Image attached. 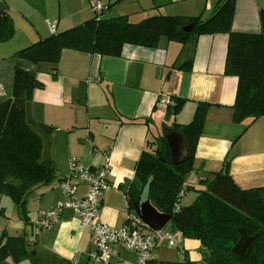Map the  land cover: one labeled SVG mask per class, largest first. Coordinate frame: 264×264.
I'll return each instance as SVG.
<instances>
[{"label":"crops","instance_id":"obj_1","mask_svg":"<svg viewBox=\"0 0 264 264\" xmlns=\"http://www.w3.org/2000/svg\"><path fill=\"white\" fill-rule=\"evenodd\" d=\"M94 1L0 0V10L9 14L14 28L10 39L0 41V99L10 94L6 88L15 61L34 69L42 86L32 90L27 114L52 128L44 134V156L52 161L55 178L34 190L37 210L28 212L30 225L23 223L22 228L34 254L32 261L19 264H98L89 257L95 248L91 228L82 226L72 210L63 209L48 229L33 227L41 211L66 198L59 182L70 172V159L90 169L108 165L111 186L101 196L98 220L122 227L127 224L126 191L135 181L141 152L167 129L187 128L197 115L202 117L201 133L183 187L202 188L201 180L223 168L225 160L236 186H264V115L233 119L238 77L225 70L226 32L201 33L184 45L164 36L154 47L124 44L118 56L63 48L55 69L49 62L34 65L13 58L17 50L48 36L50 25L59 32L95 16H126L132 22L159 14L207 19L217 0H100L103 10L94 9ZM262 8L264 0H235L231 28L260 32ZM162 95L183 100L175 113L157 104ZM86 188V183L78 184L77 195ZM183 191L180 204L186 206L197 193ZM175 233L182 247L170 254L171 261L185 256L196 261L199 241ZM164 247L154 248L150 260H166L161 258ZM114 250L113 264H137L133 251L119 245Z\"/></svg>","mask_w":264,"mask_h":264},{"label":"trees","instance_id":"obj_2","mask_svg":"<svg viewBox=\"0 0 264 264\" xmlns=\"http://www.w3.org/2000/svg\"><path fill=\"white\" fill-rule=\"evenodd\" d=\"M234 1L217 0L213 14L207 19L159 14L132 22L126 16H95L68 29L53 31L12 56L34 65L49 62L55 69L63 48L118 56L124 44L154 47L164 36L184 45L201 33L226 32L225 70L238 77L232 105L233 119H255L264 115V8L259 10L260 32L234 31L231 28ZM189 24H192L191 30L184 31L183 27ZM13 34L11 17L0 10V41L10 39ZM41 86L34 69H27L15 61L10 94L0 99V195L12 200L25 224L29 222L28 195L49 186L55 178L53 163L44 156V134L52 128L26 116L32 90ZM172 99L174 103L166 109L175 113L183 100ZM201 118L197 115L185 129L170 128L184 135L190 154L185 162L171 163L164 134L149 142V149L141 152L135 165V181L126 191L127 222L137 218L132 203L148 180L151 203L160 212L171 214L172 230L199 241L209 264H264V186L239 188L232 181L228 172L229 161L225 160L223 168L201 180L202 188L183 187L201 133ZM7 177L17 182L9 183L5 180ZM183 188L197 193L195 200L186 206L180 204L179 193ZM240 228L249 236L256 235L247 256L232 251L241 236ZM29 245L26 234H6L0 238V264H7L8 258L11 264L29 259L34 254ZM146 264L196 262L185 256L182 261L149 258Z\"/></svg>","mask_w":264,"mask_h":264},{"label":"built area","instance_id":"obj_3","mask_svg":"<svg viewBox=\"0 0 264 264\" xmlns=\"http://www.w3.org/2000/svg\"><path fill=\"white\" fill-rule=\"evenodd\" d=\"M92 5L96 10L105 8L100 0L94 1ZM49 27L53 32V26ZM173 103L174 100L168 95H162L157 101V104L163 108ZM107 175V164L95 169L84 168L77 163L75 157H72L69 174L59 182L66 198L39 213L33 222L35 230L50 228L58 220L63 209L72 210L80 218L82 226L91 228L95 248L89 257L98 264H113L115 245L133 251L137 257V264H146L153 249L159 245L182 247V241L174 230L164 227L152 230L142 224L138 218L129 219L126 225L118 228L99 221L101 196L111 186ZM80 183H86L87 188L81 195H77V185ZM183 192L180 191V198Z\"/></svg>","mask_w":264,"mask_h":264},{"label":"water","instance_id":"obj_4","mask_svg":"<svg viewBox=\"0 0 264 264\" xmlns=\"http://www.w3.org/2000/svg\"><path fill=\"white\" fill-rule=\"evenodd\" d=\"M192 24L183 27L189 32ZM165 137L170 150V161L173 165H179L190 158L184 135L180 131L167 129ZM133 210L138 220L147 228L157 230L164 227L171 220V214L160 212L150 201L149 183L146 180L140 188L138 196L132 203ZM241 236L232 247V251L239 255L247 256L251 249V242L256 235L249 236L243 228L239 229Z\"/></svg>","mask_w":264,"mask_h":264},{"label":"rangeland","instance_id":"obj_5","mask_svg":"<svg viewBox=\"0 0 264 264\" xmlns=\"http://www.w3.org/2000/svg\"><path fill=\"white\" fill-rule=\"evenodd\" d=\"M6 89L11 90V86L9 85V87ZM26 116L28 117L27 110H26ZM5 180L9 183L17 182L16 180H13L11 177H7ZM36 192L37 191H32L29 194L31 196L28 195L29 197L27 198L26 207H27V211L29 212V215L30 214L34 215L37 210L35 204L38 200V196L33 195V193H36ZM186 193H189V191H186ZM28 225H30V223H28ZM22 228H23V221L21 220L18 214V210L15 204L12 202V200L8 196L0 195V238H4L6 234L8 235L23 234ZM164 228H167V229L170 228V222H168L164 226ZM164 249H166V251L162 253L163 254L162 256L164 257H161V258H164L166 260H173V259H170L171 253H174V252L179 253L177 252L178 250L175 247H164ZM194 256H195L196 264H209L205 260L203 251L200 249V247H198L197 244L194 247Z\"/></svg>","mask_w":264,"mask_h":264}]
</instances>
